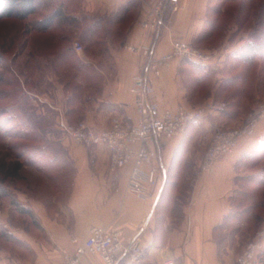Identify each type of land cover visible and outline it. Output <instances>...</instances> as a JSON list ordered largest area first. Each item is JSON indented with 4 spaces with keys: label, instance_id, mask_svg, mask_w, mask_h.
<instances>
[{
    "label": "crops",
    "instance_id": "crops-1",
    "mask_svg": "<svg viewBox=\"0 0 264 264\" xmlns=\"http://www.w3.org/2000/svg\"><path fill=\"white\" fill-rule=\"evenodd\" d=\"M154 1L79 0L78 11L70 14L80 20V33L73 39L53 38L55 46L70 43V50L33 54L34 62L47 63V75L36 79L41 92L31 95L27 107L37 114L39 119L33 122L39 125L24 134L50 139L48 145L33 153L45 159H32L30 164L42 172L39 174L46 180L43 185H47L48 194L39 190L27 207L40 225L37 231L42 237L29 236L18 227L14 235L21 240V252L4 262L62 264L64 251L73 253L97 226L121 231L124 242L138 238L146 264H236V247H225L226 238L221 241L218 235L233 213L235 196L243 191L246 161L263 150L264 120L253 137L243 139L234 153L220 158L212 171H202L201 166L216 131L240 125L258 105L248 109L249 105L240 103L210 111L204 119L191 123L182 137L156 147L158 184L151 188L149 198L129 190V166L110 171L107 147L77 144L62 128L66 123L83 121L95 131H103L115 115L128 122L137 121L131 89L145 59L126 46L146 45L153 39L142 22ZM212 8L213 0H174L154 46L155 55L171 52L175 40L208 49L215 35L206 39L203 33ZM230 39L223 41L228 48H223L224 56L218 53L220 59L229 60L231 67L236 62L247 64L241 59L247 39ZM75 42L83 45L82 53L75 51ZM212 64L174 60L154 79L160 106L197 108L213 102L223 89L236 88V80L242 82L239 73H219L203 91ZM243 79L239 94L246 90V77ZM45 114L49 116L46 122ZM236 245L240 247V242ZM78 264L103 261L100 256L86 254ZM257 264H264V260Z\"/></svg>",
    "mask_w": 264,
    "mask_h": 264
},
{
    "label": "rangeland",
    "instance_id": "rangeland-1",
    "mask_svg": "<svg viewBox=\"0 0 264 264\" xmlns=\"http://www.w3.org/2000/svg\"><path fill=\"white\" fill-rule=\"evenodd\" d=\"M222 3V0L216 2L221 14L214 19L219 27L214 39L208 42L209 48L205 50H218L221 55L225 54L224 49L228 47L223 45V41L230 36L232 42L243 38L250 42L249 39L253 37L264 40V0H243L241 9L237 3L220 7ZM61 5L66 8V13H75L78 11L79 0H42L36 14L26 20L13 17L0 20V261L12 259L15 253L21 252V240L14 235L18 227L24 229L29 236L42 237L33 224L34 217L23 213L21 209H27L29 200L37 197L39 190L48 194L47 185H43L46 180L40 176L42 172L33 169L30 164L32 159L41 157L33 156L35 150L48 145L50 139L34 137L31 133L30 136H25L23 133L39 125L38 122H33L39 117L28 111L27 107L30 106L31 95L41 92L42 86L37 85L36 79L47 75V63L34 62L33 54L64 53L70 43L63 42L55 46L52 37L67 35L69 39H73L77 37L76 33H80V24H77L79 27L73 24L70 29L57 26L52 28L50 34L45 35L33 32L35 23L48 17ZM220 57L215 59L213 67L207 73L209 79L204 81L203 91H207L206 85H211L213 76L219 73L225 76L239 73L242 75V82L236 80V88H225L218 92L213 102L217 105L241 103L249 105L248 109L254 105L259 106L264 101V48L260 50L257 60L247 64L236 62L231 67L229 60H221ZM244 76L246 90L239 94L237 91L242 89ZM43 116L46 122L49 116ZM243 123L226 128L240 127ZM17 163L21 168L12 175ZM242 172L247 174V178L241 182L243 191L235 196L233 213L218 235L221 241L226 238L224 246L236 247L237 257L254 234L264 228V147L257 156L246 161ZM5 223L10 227L5 228ZM237 241L240 242V247H237ZM263 260L264 253L258 262Z\"/></svg>",
    "mask_w": 264,
    "mask_h": 264
},
{
    "label": "built area",
    "instance_id": "built-area-1",
    "mask_svg": "<svg viewBox=\"0 0 264 264\" xmlns=\"http://www.w3.org/2000/svg\"><path fill=\"white\" fill-rule=\"evenodd\" d=\"M174 0H155L149 9L142 27L153 33L149 44L126 46V49L144 57L135 85L134 107L136 122L125 121L115 115L110 126L103 131H95L86 122L66 123L62 128L73 142L86 146H105L110 153L109 168L116 172L129 166V190L141 198L151 196V188L158 184L159 153L156 147L163 142L182 137L188 126L204 119L210 111L221 110L225 104L208 102L197 108L179 105L176 108H162L155 97L154 79L164 69L171 67L176 59L187 60L199 65H210L218 56L216 50H205L193 44L175 40L171 52L157 57L154 46L166 26V12ZM78 53L84 51L81 43L75 42ZM264 120V101L249 113L245 122L236 128H221L216 131L208 147L201 166L202 171H212L214 164L223 156L235 152L240 142L256 134L257 127ZM153 145L155 146L153 148ZM9 228V224H4ZM76 243L77 239H73ZM264 253V228L257 231L236 259V264H257ZM100 256L103 264H146L145 251L138 238L124 242L121 231H110L103 227H93L90 236L73 253L64 251L62 264H78L83 255ZM0 264H8L0 261Z\"/></svg>",
    "mask_w": 264,
    "mask_h": 264
},
{
    "label": "trees",
    "instance_id": "trees-1",
    "mask_svg": "<svg viewBox=\"0 0 264 264\" xmlns=\"http://www.w3.org/2000/svg\"><path fill=\"white\" fill-rule=\"evenodd\" d=\"M41 1L42 0H0V20L12 17L19 20H26L31 15L36 14L40 7ZM216 2L217 0H213L212 14L207 23V28L203 33V37L206 39L212 37L213 35H216L219 27L216 19H214L216 16H219L221 14L220 8L216 7ZM222 2L223 3L220 7H222L224 4L237 3L239 5V9H241L243 0H222ZM73 24H75L76 27H79L77 24L81 25L80 20L72 16L70 13H66V8L61 5L60 7L53 10L48 17L41 19L37 23H35L32 29L33 32H36L37 34L38 32H40L45 35L50 34L52 28H55L57 26L63 29H70ZM63 37L69 39L67 35H64ZM249 41L250 42H248L245 49L241 53V59H243L247 63L258 58L260 50L264 48V40L260 39L259 37H253L249 39ZM20 168L21 165L17 163L14 166L12 175H15L20 170ZM21 211L33 216L32 212L29 209H21ZM33 224L37 229H40V225L36 220L33 221Z\"/></svg>",
    "mask_w": 264,
    "mask_h": 264
}]
</instances>
